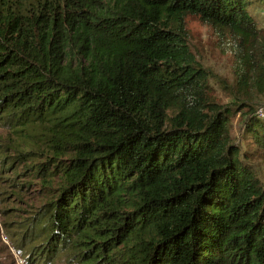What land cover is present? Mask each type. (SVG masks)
I'll return each mask as SVG.
<instances>
[{
	"label": "trees",
	"instance_id": "16d2710c",
	"mask_svg": "<svg viewBox=\"0 0 264 264\" xmlns=\"http://www.w3.org/2000/svg\"><path fill=\"white\" fill-rule=\"evenodd\" d=\"M253 6L264 0H0V179L17 188L22 172L44 199L12 241L27 263L264 264ZM192 18L232 52L227 104L191 50Z\"/></svg>",
	"mask_w": 264,
	"mask_h": 264
},
{
	"label": "rangeland",
	"instance_id": "374dc122",
	"mask_svg": "<svg viewBox=\"0 0 264 264\" xmlns=\"http://www.w3.org/2000/svg\"><path fill=\"white\" fill-rule=\"evenodd\" d=\"M250 13L256 19L257 24L264 28V9L253 6L250 8ZM188 32L189 43L195 57L202 67L211 70L213 72L212 75L215 76V78L210 79L209 83L216 97L221 103L227 104L231 97H235V94L233 92L232 95L226 94L220 88V83L217 80H222L229 86H233L234 84L233 57L227 42L219 40L212 28L200 23L195 18L188 20ZM263 104L264 98L260 97L250 103L251 107L254 109ZM261 109H264V107H261ZM243 123V113L235 115L230 119L229 131L236 141L244 134ZM9 137L11 136H9L7 131L0 127V138L7 139ZM240 146L244 149L246 144L240 142ZM9 154L10 157L16 155L15 153ZM40 161H48V159H40ZM10 162H12V160H10ZM49 162L51 166L54 164V161ZM253 165L257 176L264 181V156L255 158ZM18 167L21 168L16 163L13 165V169H16L17 172H21V170H17ZM12 171L13 170H10V172ZM2 177L3 176L0 174V178ZM10 177H12L19 186H17V188H13V186L8 187L11 183H6L0 179V264H29L23 259V255L19 253L15 243L12 241L20 235L18 232L21 231V223L34 216V213L41 206L44 199L38 192H35L38 190L37 181L26 178L22 172L15 178L14 174ZM28 182H30V184H28ZM14 190H20L19 200H16L11 195ZM4 197H9L12 202L4 200ZM11 209L14 210L10 211ZM13 232L18 234H12Z\"/></svg>",
	"mask_w": 264,
	"mask_h": 264
},
{
	"label": "built area",
	"instance_id": "2783aa9c",
	"mask_svg": "<svg viewBox=\"0 0 264 264\" xmlns=\"http://www.w3.org/2000/svg\"><path fill=\"white\" fill-rule=\"evenodd\" d=\"M261 107H264V104L261 105V106H259V107H257V108H255V110H256L258 113H260V114H264V109H261Z\"/></svg>",
	"mask_w": 264,
	"mask_h": 264
}]
</instances>
